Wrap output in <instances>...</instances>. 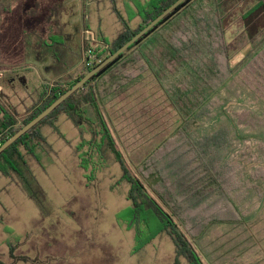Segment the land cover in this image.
I'll use <instances>...</instances> for the list:
<instances>
[{
  "label": "rangeland",
  "instance_id": "1",
  "mask_svg": "<svg viewBox=\"0 0 264 264\" xmlns=\"http://www.w3.org/2000/svg\"><path fill=\"white\" fill-rule=\"evenodd\" d=\"M193 1L191 8L212 4ZM256 1H220L218 9L224 28L230 27ZM22 2L0 0V104L16 112L23 110L17 117L18 124L27 116V107L40 96L35 95L36 86L42 91L44 84L65 83L76 75L72 70L60 79L53 77L54 71L47 69L52 57L47 55L45 60L36 57L38 52L45 55L38 36L46 37L52 30L49 26L43 32L42 24L37 27L32 20L45 19L50 24L49 13L57 5L63 8L59 21L64 24L62 29L72 35L71 43L67 42L66 46L76 65L80 59L77 26L83 23V37L89 30L96 38L92 43L83 39L80 51L83 56L87 48L93 49L96 56L106 53L122 29L113 7L124 22L135 28L141 22L138 5L146 0H26V17ZM24 25L28 28L25 34ZM36 28L37 35L30 33ZM262 35L264 31L259 37ZM19 64L14 69L21 71L27 80L22 78L24 83L16 81L13 86H5V78L9 77H4V72ZM169 70L176 72L169 73L164 81L148 75L102 103V112L119 149L133 166L142 162L161 141L172 137L181 121L164 89L169 91L172 82L183 75L180 68L177 71L169 65ZM261 74H264V62L259 58L230 77L213 94L191 131L203 157L213 164L212 170L232 172L236 180L231 195L239 219L213 220L192 240L205 264H264V77ZM56 125L65 139L44 125L40 157H29L30 169L46 193L49 215L41 214L13 177L0 174V264H187L186 257L177 254L167 233L134 250V230L117 217L131 203L126 198L128 184H116L121 175L119 164L110 154L97 170L95 179L88 181L75 149L81 140L80 130L63 113L57 115ZM82 136L88 139L90 134L83 131ZM193 156L192 153L188 157Z\"/></svg>",
  "mask_w": 264,
  "mask_h": 264
},
{
  "label": "trees",
  "instance_id": "2",
  "mask_svg": "<svg viewBox=\"0 0 264 264\" xmlns=\"http://www.w3.org/2000/svg\"><path fill=\"white\" fill-rule=\"evenodd\" d=\"M174 1L146 0L138 5L141 22L135 28L124 22L113 7L122 29L106 53L103 51L88 61L84 54L83 70L74 77L65 83L44 84L38 100L27 107L28 114L21 124L17 123L18 112L0 104V144ZM205 1L212 4L191 8L195 1L182 2L0 153V174L13 177L42 215H49L50 209L46 193L30 169L29 157H40L39 142L43 139L44 125L64 138L56 125L57 115L63 113L80 130L81 140L75 149L88 181L95 179L97 170L110 154L119 164L121 175L116 184H128L126 198L131 203L117 217L128 229L134 230V250L167 233L177 254L184 255L187 264H205L192 240L213 220L239 219L231 195L236 180L232 172L223 174L212 170L213 164L205 160L191 131L213 94L230 77L259 58L264 62V35L259 37L264 31V0H257L228 28L222 25L218 9L222 0ZM231 62H234L232 66ZM169 65L177 71L180 68L183 75L172 82L169 91L163 88L181 121L172 137L161 141L142 162L133 166L119 149L102 112V103L148 75L164 81L169 73L176 72H171ZM83 131L90 134L88 139L82 136ZM192 153L194 156L188 157Z\"/></svg>",
  "mask_w": 264,
  "mask_h": 264
},
{
  "label": "crops",
  "instance_id": "3",
  "mask_svg": "<svg viewBox=\"0 0 264 264\" xmlns=\"http://www.w3.org/2000/svg\"><path fill=\"white\" fill-rule=\"evenodd\" d=\"M24 3H26V0H24ZM24 3L22 2L21 6H23L24 8H21V9L23 11V16L26 17L28 8L26 7L27 4H24ZM58 7L59 6L57 5L56 9L51 11V13H49L50 14V24L45 19H44V21L41 19L38 22L35 20H32V21L35 25H37V27H38V25L42 24L41 26L43 28V32H47L49 26H50V29L52 30V32L50 34H47L46 37L42 36V38H41L40 36H38L41 44L43 43L41 45V49L44 50L45 55H43V53H41V52H38L35 55L38 59H41V60H45L47 58V55L52 57V59H53L52 64L47 66V69H48V67H50V69H49V70H51L50 72L54 71L52 76L60 79V78L64 77L65 74L69 71L73 70V73H72L73 75L77 74L80 71V67H82L83 61H84V56L80 52L81 48H82L81 45H82L84 37L82 36L83 35L82 34L83 23H82L81 26H77V30L79 32V39H80L79 40L80 43L78 45V50L80 53L79 54L80 59H78V63L75 65L74 60H72V56L67 51V46H66L67 42L71 43V36L72 35H71V33H66V30L62 29L64 27V24H63V26L61 25V23L59 21V15H60L61 9H63V8L62 7L58 8ZM3 9L5 10L6 7H4ZM84 10L88 14L89 10H88L87 5L84 6ZM40 12H41V10H40ZM46 14H43V15H46ZM87 14H84V15L86 16ZM85 22H87V19ZM70 25H71V27L74 26L71 21H70ZM26 26H27V24H26ZM26 26L24 25L25 29L23 30V34H25L28 30V28ZM70 31H71V28H70ZM30 33L37 35L38 29L37 28L31 29ZM41 39L43 42L41 41ZM23 44L25 45L26 42L25 43L23 42ZM48 52H50V54H47ZM21 64H24V63H21ZM21 64L15 65V66L11 67L8 71L4 72L5 74H3V76L5 75V76L9 77L8 80L6 79L7 77L5 78V80H6V82L4 81L5 86H7V85L13 86L14 82H16V81L24 83L22 78L27 80V77L21 71H19V70L16 71V69H14V68L20 66ZM66 64L68 66H66ZM34 89H35V95H37V94L39 95L41 90H39L38 86H36ZM27 106H25V107H27ZM22 111H20L18 113H21Z\"/></svg>",
  "mask_w": 264,
  "mask_h": 264
},
{
  "label": "water",
  "instance_id": "4",
  "mask_svg": "<svg viewBox=\"0 0 264 264\" xmlns=\"http://www.w3.org/2000/svg\"><path fill=\"white\" fill-rule=\"evenodd\" d=\"M185 0H175L172 4L166 7L160 14H158L154 19L142 27L138 32L133 34L127 41L120 45L114 52L109 54L101 62L91 69H88L85 74L76 81L71 87L66 89L62 94H60L53 102H51L47 107H45L40 113L33 117L28 122L21 125L18 130L8 137L3 143L0 144V153H2L8 146L14 143L23 134L33 128L42 119L49 115L56 107H58L67 97L80 89L89 79H91L96 73L102 70L110 62L115 60L120 54L125 52L132 44H134L138 39H140L144 34H146L150 29H152L158 22H160L169 13L175 10L182 2Z\"/></svg>",
  "mask_w": 264,
  "mask_h": 264
},
{
  "label": "built area",
  "instance_id": "5",
  "mask_svg": "<svg viewBox=\"0 0 264 264\" xmlns=\"http://www.w3.org/2000/svg\"><path fill=\"white\" fill-rule=\"evenodd\" d=\"M85 33V38H84V41L85 42H87V43H92L93 41H96L95 39V36L93 35V33L91 32V31H89V30H87V31H85L84 32ZM85 55L87 56L86 57V61H88L89 60V58H91V57H95L94 55H95V53H94V51H93V49H91V48H87L86 50H85Z\"/></svg>",
  "mask_w": 264,
  "mask_h": 264
}]
</instances>
